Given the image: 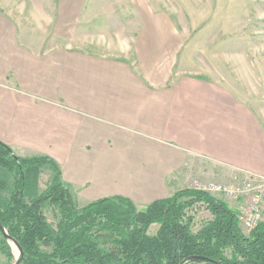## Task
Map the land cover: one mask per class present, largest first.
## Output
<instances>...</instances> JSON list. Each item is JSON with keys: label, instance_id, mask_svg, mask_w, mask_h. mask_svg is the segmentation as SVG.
Wrapping results in <instances>:
<instances>
[{"label": "crops", "instance_id": "0c3cea01", "mask_svg": "<svg viewBox=\"0 0 264 264\" xmlns=\"http://www.w3.org/2000/svg\"><path fill=\"white\" fill-rule=\"evenodd\" d=\"M258 120L218 86L158 88L127 62L63 49L32 53L0 4V142L18 157L54 160L77 201L122 196L145 206L220 183L219 173L264 184ZM262 210L264 221V199Z\"/></svg>", "mask_w": 264, "mask_h": 264}, {"label": "rangeland", "instance_id": "374dc122", "mask_svg": "<svg viewBox=\"0 0 264 264\" xmlns=\"http://www.w3.org/2000/svg\"><path fill=\"white\" fill-rule=\"evenodd\" d=\"M0 4L11 13L18 41L32 53L63 49L127 62L158 88L179 81L218 86L254 112L264 126V0H0ZM49 178L50 171L41 168L29 183L26 199L44 191ZM228 178L219 173L213 181L232 182ZM76 202L78 207L89 204ZM191 215L194 233L211 219L202 204ZM46 217L54 225L49 211ZM157 230L153 225L149 233ZM10 246L17 260L18 251L12 242ZM0 261L5 257L0 255Z\"/></svg>", "mask_w": 264, "mask_h": 264}, {"label": "trees", "instance_id": "16d2710c", "mask_svg": "<svg viewBox=\"0 0 264 264\" xmlns=\"http://www.w3.org/2000/svg\"><path fill=\"white\" fill-rule=\"evenodd\" d=\"M41 168L50 171L46 188L27 200ZM198 204L211 219L194 233L191 212ZM153 225L158 230L151 235ZM0 226L20 245V264H264V222L244 234L237 211L223 199L184 189L141 208L122 196L78 207L54 160L18 157L1 142ZM10 244L0 230V264L17 262Z\"/></svg>", "mask_w": 264, "mask_h": 264}, {"label": "built area", "instance_id": "2783aa9c", "mask_svg": "<svg viewBox=\"0 0 264 264\" xmlns=\"http://www.w3.org/2000/svg\"><path fill=\"white\" fill-rule=\"evenodd\" d=\"M191 189L206 192L210 195L221 194L231 201H240L237 219L241 230L250 232L263 220L262 203L264 199V184L256 178L247 177L244 180H233L228 183H197Z\"/></svg>", "mask_w": 264, "mask_h": 264}, {"label": "water", "instance_id": "95a60500", "mask_svg": "<svg viewBox=\"0 0 264 264\" xmlns=\"http://www.w3.org/2000/svg\"><path fill=\"white\" fill-rule=\"evenodd\" d=\"M0 230L4 233V235L15 245V247H16V249H17V251H18V254H19V258L17 259V262L15 263V264H20L21 263V260H22V258H23V251H22V249H21V247H20V245L15 241V240H12V239H10L6 234H5V231L1 228V226H0ZM191 260H206V259H204V258H202V257H193V258H191ZM207 261H209V260H207ZM209 262H213V263H215L214 261H209ZM215 264H219V263H215Z\"/></svg>", "mask_w": 264, "mask_h": 264}]
</instances>
